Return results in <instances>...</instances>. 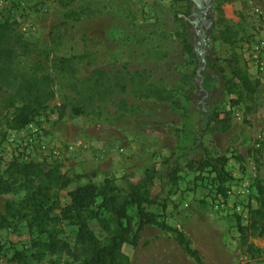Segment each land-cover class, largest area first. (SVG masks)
<instances>
[{
	"label": "rangeland",
	"instance_id": "1",
	"mask_svg": "<svg viewBox=\"0 0 264 264\" xmlns=\"http://www.w3.org/2000/svg\"><path fill=\"white\" fill-rule=\"evenodd\" d=\"M217 1L196 0L195 16L186 23L179 18L188 10L186 0H0V21H13L27 44L11 61H0V175L11 160L80 175L56 192L63 205L76 185L110 178L124 188L153 169L147 191L155 203L146 210L180 228L203 264H264V236L237 231L255 207V185L264 192V0ZM218 16L231 28L229 42L219 38ZM184 32L192 56L181 46ZM52 55L75 56L72 70L49 69ZM212 55L221 72L210 66ZM232 55L256 84L249 96L227 67ZM205 57L198 82L194 68ZM42 74L51 77L48 109L6 130L4 99L26 78ZM202 103L208 112L229 107L230 125L202 135L195 149ZM73 107L81 113L73 114ZM202 155L227 157L221 191L213 173L194 171ZM21 196L20 190L0 194V212L6 200ZM89 226L102 238L93 222ZM59 227L57 237L72 246L74 225L62 221ZM34 236L22 221L0 228V264H75L63 252L33 258ZM15 251L21 260L13 258ZM120 253L130 264H194L169 232L148 225L136 245L123 244Z\"/></svg>",
	"mask_w": 264,
	"mask_h": 264
},
{
	"label": "trees",
	"instance_id": "2",
	"mask_svg": "<svg viewBox=\"0 0 264 264\" xmlns=\"http://www.w3.org/2000/svg\"><path fill=\"white\" fill-rule=\"evenodd\" d=\"M220 1L218 0L217 3ZM205 2L206 0L203 5ZM186 4L188 10L181 14L184 18L180 16L179 18L189 23V17L195 16L193 8L196 0H186ZM218 18L222 25L218 30L219 38L223 42H229L231 28L221 16ZM185 36V32L180 35L181 46L192 56L194 48L187 42ZM26 45L16 33L13 21H0V61H11L14 50L25 48ZM205 49L206 47L203 49V56L208 57L211 52ZM75 58V56L52 55L49 69L58 72L71 71L69 62ZM204 59L206 57L199 60L194 68L198 82L201 79L200 73L206 72ZM209 61L212 68L222 71L215 55H212ZM226 64L244 96L252 94L256 84L251 82L237 65L234 55L227 59ZM50 80L49 74L28 77L4 99V108L7 111L3 113L1 120L6 130L21 128L48 109V100L53 96ZM240 99L239 94L235 98H229V104L234 105ZM204 104H201L198 126L192 136L191 142L195 149L201 148L199 143L202 135L212 131H224L230 125L229 107L208 112L202 110ZM71 112L79 114L81 109L73 107ZM201 151L203 152L202 149ZM226 159L224 155L212 157L202 155L193 161L194 171L197 172V176L205 170L213 173L215 190L221 191L223 181L228 178L224 169ZM175 170L176 168H173V171L168 172L171 179L176 177ZM154 174L153 169L145 170L142 179L133 183L126 182L124 188L116 186L110 178H103L99 184L92 182L79 184L66 192L68 200L60 205L56 192L66 188L80 175L69 177L60 172L56 165L11 160L6 164L3 175H0V194L20 190L22 196L15 202L11 200L4 202L0 212V228L22 221L27 232L35 233L31 238L30 246L33 249L31 256L36 259H41L48 253L63 252L75 264H130L128 257L120 253V248L123 244L135 246L139 233L148 225L169 232L181 251L194 264H203L198 250L191 246L180 228L159 219L154 212L146 210V205L155 203V199L151 198L147 191ZM254 195L255 207L248 210L245 225L237 224L240 235L249 231L255 236H264L263 187L255 185ZM129 208L134 209V214L128 213ZM54 210H57V213H54ZM62 221H67L75 227L72 246L57 237ZM89 222H93L102 232V238L97 237ZM40 236L43 238L41 239ZM13 258L21 260L22 253L15 251Z\"/></svg>",
	"mask_w": 264,
	"mask_h": 264
},
{
	"label": "built area",
	"instance_id": "3",
	"mask_svg": "<svg viewBox=\"0 0 264 264\" xmlns=\"http://www.w3.org/2000/svg\"><path fill=\"white\" fill-rule=\"evenodd\" d=\"M241 192V191H240ZM229 193H230V190L229 189H224L223 190V195H226V196H228L229 195ZM235 208L237 209V210H240V206L237 204L236 206H235ZM244 215V214H243ZM47 264H50V263H47Z\"/></svg>",
	"mask_w": 264,
	"mask_h": 264
},
{
	"label": "water",
	"instance_id": "4",
	"mask_svg": "<svg viewBox=\"0 0 264 264\" xmlns=\"http://www.w3.org/2000/svg\"><path fill=\"white\" fill-rule=\"evenodd\" d=\"M211 0H208V3H210Z\"/></svg>",
	"mask_w": 264,
	"mask_h": 264
},
{
	"label": "crops",
	"instance_id": "5",
	"mask_svg": "<svg viewBox=\"0 0 264 264\" xmlns=\"http://www.w3.org/2000/svg\"><path fill=\"white\" fill-rule=\"evenodd\" d=\"M220 261H222V259H220Z\"/></svg>",
	"mask_w": 264,
	"mask_h": 264
}]
</instances>
